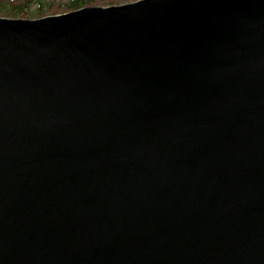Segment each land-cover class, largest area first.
Wrapping results in <instances>:
<instances>
[{
  "label": "water",
  "instance_id": "1",
  "mask_svg": "<svg viewBox=\"0 0 264 264\" xmlns=\"http://www.w3.org/2000/svg\"><path fill=\"white\" fill-rule=\"evenodd\" d=\"M0 264H264V0L0 16Z\"/></svg>",
  "mask_w": 264,
  "mask_h": 264
},
{
  "label": "trees",
  "instance_id": "2",
  "mask_svg": "<svg viewBox=\"0 0 264 264\" xmlns=\"http://www.w3.org/2000/svg\"><path fill=\"white\" fill-rule=\"evenodd\" d=\"M55 1L56 0H0V16L42 17L48 14L47 11L49 12V8L53 10V3ZM119 1L120 0H107V5L118 4ZM93 2V0H68L64 4L66 10L70 11L90 5ZM54 11L55 12L52 13H57L56 10Z\"/></svg>",
  "mask_w": 264,
  "mask_h": 264
},
{
  "label": "rangeland",
  "instance_id": "3",
  "mask_svg": "<svg viewBox=\"0 0 264 264\" xmlns=\"http://www.w3.org/2000/svg\"><path fill=\"white\" fill-rule=\"evenodd\" d=\"M68 0H56L54 3H53V10H50L51 8H49V12L47 11V15H53V14H60V13H64V12H67L66 8H65V4ZM94 2L91 3L90 5L92 6H107V0H93ZM130 1H134V0H120L118 2V4H122V3H126V2H130ZM53 2V1H52ZM50 2V3H52ZM49 3V2H47ZM58 5V6H57ZM54 10H56L57 13H52V12H55ZM51 12V13H50ZM46 16V15H45ZM4 17V16H2ZM25 18H38V17H25Z\"/></svg>",
  "mask_w": 264,
  "mask_h": 264
}]
</instances>
